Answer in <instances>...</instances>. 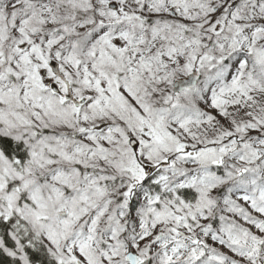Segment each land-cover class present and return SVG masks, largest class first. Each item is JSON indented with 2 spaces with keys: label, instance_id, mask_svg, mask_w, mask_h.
<instances>
[{
  "label": "snow or ice",
  "instance_id": "obj_1",
  "mask_svg": "<svg viewBox=\"0 0 264 264\" xmlns=\"http://www.w3.org/2000/svg\"><path fill=\"white\" fill-rule=\"evenodd\" d=\"M0 264H264V0H0Z\"/></svg>",
  "mask_w": 264,
  "mask_h": 264
}]
</instances>
